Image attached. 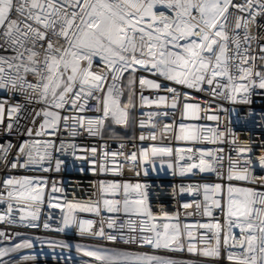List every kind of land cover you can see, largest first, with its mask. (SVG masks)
<instances>
[{
    "label": "snow or ice",
    "instance_id": "obj_1",
    "mask_svg": "<svg viewBox=\"0 0 264 264\" xmlns=\"http://www.w3.org/2000/svg\"><path fill=\"white\" fill-rule=\"evenodd\" d=\"M254 95L264 97V0H0V168L59 172L65 161L55 158L53 169V152L72 149L75 156L78 145L68 137L87 136L105 141L75 156L89 160L94 173L122 175V157L137 177L157 171L159 162L173 175L208 173L226 182L173 187V196L202 194V200L181 205L193 209L184 215L209 218L182 225L179 211L153 212L155 193L147 183L101 180L95 200L60 204L46 193L47 179L10 175L0 181L6 193L0 203H7L0 222L39 227L48 195V206L62 209L56 231L76 228L80 235L148 249L77 245L91 264H184L161 253L185 251L217 261L226 253L228 264H264V175H255L257 167L264 171V141L254 160L252 142L228 126L236 108L225 107L250 106ZM146 107L158 109L146 113L147 120L141 118ZM169 115L173 121L162 126L154 119ZM259 116L264 127V113ZM246 117L255 120L256 113L249 108ZM136 128L139 136L129 137ZM137 139L153 143L124 151L126 140ZM109 140L117 150H109ZM60 191L53 181L51 193ZM104 211L112 215L104 218ZM82 212L100 216L99 228L80 219ZM0 238L14 237L0 231ZM33 246L23 239L0 248V257Z\"/></svg>",
    "mask_w": 264,
    "mask_h": 264
},
{
    "label": "built area",
    "instance_id": "obj_2",
    "mask_svg": "<svg viewBox=\"0 0 264 264\" xmlns=\"http://www.w3.org/2000/svg\"><path fill=\"white\" fill-rule=\"evenodd\" d=\"M146 95L148 93H145ZM199 96L200 94H196ZM225 107H235L236 113L232 114L229 119L231 123L228 125L232 128V130L236 133L240 140H250L252 142L253 151L250 154L252 158L255 160L261 154V141H264V127L261 126L260 121V113H264V97L260 95L253 96V103L250 106L247 105H229L225 104ZM251 109L254 113H256V118L253 120L251 117H246V112L248 109ZM155 107L145 108L143 111L145 115L141 118L147 120L148 117L146 113L152 111H157ZM159 111H164L163 108L159 109ZM171 112V109H168ZM222 117L225 114H221ZM155 121L162 126L163 124L170 123L173 121V117L171 115L165 116H157L154 118ZM175 119L179 121L180 113L177 111L175 115ZM186 123L189 121H185ZM208 125H214L213 121H202ZM225 124H228V120H225ZM142 130L136 128L134 130H129L128 136H136L138 137ZM146 133L148 129H143ZM67 137V133L63 134ZM14 143L16 142V136L12 135L9 137ZM231 139V137H229ZM66 142L75 143L78 145L75 150V156H85L87 155L81 149L86 147L95 146L98 149L105 143V141L99 140L98 138L80 136L76 138L68 137ZM161 141H156L155 143H160ZM163 143H169L168 140L162 141ZM109 150L115 151L118 148L117 143L113 141H107ZM126 148L124 151L127 153H131L132 151H136L138 147L141 145L147 146L152 141H144L140 142L138 139L126 140ZM175 144V142H172ZM59 145V141H57V146ZM135 145V146H134ZM175 146H181L179 144H175ZM218 145L206 144L203 147L206 148H215ZM219 147H223L225 152L235 157L236 153L231 152L230 144L219 145ZM72 149L68 150V154H61L58 152H53V163L52 167H55V158H59L65 161V164L62 166L61 171H33V170H5L0 168V181L8 178L10 175L21 176V175H29V176H40L48 181V188L46 189V193H50L51 195L57 197V200L52 201V203L59 202L63 204L64 201H88L95 200L97 198V184L101 180L105 181H131L147 183L152 185V190L155 194L150 197V203L152 205V210L154 213L159 214L161 207H163L164 211L168 212L170 215L180 212V222L181 224H195L197 222L206 223L209 222L208 217H203L199 214L195 216H186L184 215L185 211L192 212L193 209L184 210L181 205L183 203H191L194 200H202V194L195 193H183L173 196L172 189L173 187H179L180 185H184L185 187L191 185L193 187L197 185H202L205 183L214 184V183H226L224 180L216 177L214 174L208 173H198L195 175L189 174L186 176L173 175L171 170H169L165 164L163 169L160 168L159 162H157V171H151L150 175L147 177L141 176L137 177L132 170L131 162L124 161L123 158H120V163L124 164V170L122 175H113L111 173H94L92 171V164L89 160H77L75 156L71 154ZM99 160V155L97 156ZM48 165L46 164L45 167ZM255 175H264V171L259 169V167L255 170ZM56 182L57 188L62 189L60 192L51 193V184L52 182ZM236 186H246L243 182L233 181L232 182ZM163 193V194H161ZM0 194L5 195L6 193L3 191V186L0 185ZM14 203V202H13ZM49 200L48 195L45 196V202L41 207L40 219L37 223L40 225L37 228H30L21 225L19 222L16 224H9L7 222H0V231L5 232L7 235L14 237L10 240H5L0 238V248H10L15 243L22 241L23 239H32L33 240V248L31 249H21L17 253H9L3 257H0V264H88L84 260L76 259L75 256H67L62 254H57L46 247L48 242H55L56 244H60L61 242L68 244L70 247V243L74 242H83L84 244H92V245H106V246H115V247H127L131 251H147V248L141 249L137 246H123L119 243L113 244L112 242L106 241L99 237H94L90 235H80L76 228L66 229L64 232L56 231L57 228L61 227L62 220V209L60 207L50 208L48 206ZM14 208L16 205L14 203ZM7 209V203H0V214H4ZM66 211V209H64ZM101 215L104 218H107L109 214L106 211L102 212ZM214 215L217 216L221 223L224 222V216L219 210H214ZM80 219H91L96 222L95 227L99 228V221L101 219L100 216H96L93 213L82 212L78 213ZM13 218L17 221L19 220V212H13ZM48 222L50 224V229H44L43 223ZM120 222V221H118ZM105 231H112L107 229L105 224ZM201 232L204 230L201 229ZM234 231L238 232V229H234ZM19 233L20 235H16ZM113 234H116L113 232ZM39 238V239H36ZM43 241V243H41ZM164 255H169L171 258L184 262V264H228L227 260L223 258L226 256V253H222V258L220 260H212L209 258H205L199 255H193L188 252H176V253H161ZM35 257V259H29L27 261L22 260L21 257Z\"/></svg>",
    "mask_w": 264,
    "mask_h": 264
},
{
    "label": "bare ground",
    "instance_id": "obj_3",
    "mask_svg": "<svg viewBox=\"0 0 264 264\" xmlns=\"http://www.w3.org/2000/svg\"><path fill=\"white\" fill-rule=\"evenodd\" d=\"M59 245V244H57ZM46 247H48L50 250H52L53 252L57 253V254H62V255H67V256H75L76 259H81L84 260L85 262H87L88 264H91V258L90 257H86L82 254V252H77L76 248L74 247H67V248H61L59 246L52 248L49 247V244H46Z\"/></svg>",
    "mask_w": 264,
    "mask_h": 264
},
{
    "label": "rangeland",
    "instance_id": "obj_4",
    "mask_svg": "<svg viewBox=\"0 0 264 264\" xmlns=\"http://www.w3.org/2000/svg\"><path fill=\"white\" fill-rule=\"evenodd\" d=\"M70 245L74 248H76L77 245H80L82 248H85V249H89V248H96V247H101V248H107V249H111V248H117L115 246H106V245H92V244H84L83 242H74V243H70ZM23 264V263H22Z\"/></svg>",
    "mask_w": 264,
    "mask_h": 264
}]
</instances>
